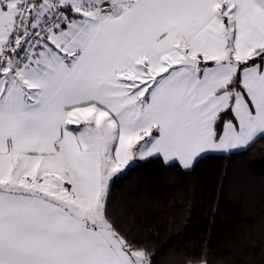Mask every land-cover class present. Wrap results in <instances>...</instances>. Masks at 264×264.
I'll list each match as a JSON object with an SVG mask.
<instances>
[{"label": "snow or ice", "instance_id": "snow-or-ice-1", "mask_svg": "<svg viewBox=\"0 0 264 264\" xmlns=\"http://www.w3.org/2000/svg\"><path fill=\"white\" fill-rule=\"evenodd\" d=\"M213 155L264 168V0H0V264H264V223L162 261L113 199Z\"/></svg>", "mask_w": 264, "mask_h": 264}, {"label": "trees", "instance_id": "trees-1", "mask_svg": "<svg viewBox=\"0 0 264 264\" xmlns=\"http://www.w3.org/2000/svg\"><path fill=\"white\" fill-rule=\"evenodd\" d=\"M245 158L210 156L196 171L168 183L158 163L136 168L113 189L117 205L137 193L130 216L134 227L147 226L158 237L153 244L159 258H176V250L192 240L210 237L213 247L222 250L228 239L247 234L260 239L264 223V168L249 172ZM221 191L223 195L220 196ZM219 199V207L213 208Z\"/></svg>", "mask_w": 264, "mask_h": 264}]
</instances>
